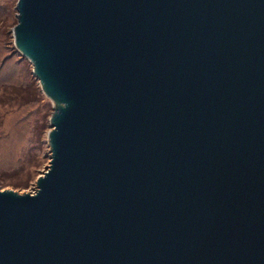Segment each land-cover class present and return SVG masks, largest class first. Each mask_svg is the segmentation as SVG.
I'll return each mask as SVG.
<instances>
[{
  "label": "water",
  "instance_id": "1",
  "mask_svg": "<svg viewBox=\"0 0 264 264\" xmlns=\"http://www.w3.org/2000/svg\"><path fill=\"white\" fill-rule=\"evenodd\" d=\"M53 104L0 264H264V0H17Z\"/></svg>",
  "mask_w": 264,
  "mask_h": 264
},
{
  "label": "rangeland",
  "instance_id": "2",
  "mask_svg": "<svg viewBox=\"0 0 264 264\" xmlns=\"http://www.w3.org/2000/svg\"><path fill=\"white\" fill-rule=\"evenodd\" d=\"M16 2L0 0V189L33 193L49 165L53 104L14 46Z\"/></svg>",
  "mask_w": 264,
  "mask_h": 264
},
{
  "label": "trees",
  "instance_id": "3",
  "mask_svg": "<svg viewBox=\"0 0 264 264\" xmlns=\"http://www.w3.org/2000/svg\"><path fill=\"white\" fill-rule=\"evenodd\" d=\"M5 61V60H4ZM29 96V94H27Z\"/></svg>",
  "mask_w": 264,
  "mask_h": 264
}]
</instances>
